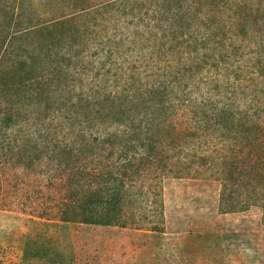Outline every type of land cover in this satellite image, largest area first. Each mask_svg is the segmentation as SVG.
<instances>
[{"label":"trees","instance_id":"obj_1","mask_svg":"<svg viewBox=\"0 0 264 264\" xmlns=\"http://www.w3.org/2000/svg\"><path fill=\"white\" fill-rule=\"evenodd\" d=\"M206 4L107 0L44 24L0 21V189L17 179L62 221L111 226L154 224L157 179L186 169L192 146H215L191 156L224 179H264V54L245 51L235 23L204 20ZM238 126L248 151L238 135L218 153ZM230 190L222 210L247 208Z\"/></svg>","mask_w":264,"mask_h":264},{"label":"rangeland","instance_id":"obj_2","mask_svg":"<svg viewBox=\"0 0 264 264\" xmlns=\"http://www.w3.org/2000/svg\"><path fill=\"white\" fill-rule=\"evenodd\" d=\"M95 1L107 0H0V21L18 27L44 24L69 13V7ZM201 1L207 3L204 20L235 23L237 33L243 38L248 32L252 40L245 51L264 54V0ZM215 5L220 11L212 10ZM244 128L226 132L230 139L218 144V153L229 157L238 135L248 151ZM201 149L210 154L215 146H192L186 169L157 179L164 206L157 205L156 226L129 215L125 224L111 226L65 222L42 210L34 190L17 179L3 181L0 264H264V207L256 200L264 199V179H248L242 170L224 179L214 163L204 166L191 156ZM224 183L233 201H251L247 208L222 210Z\"/></svg>","mask_w":264,"mask_h":264}]
</instances>
